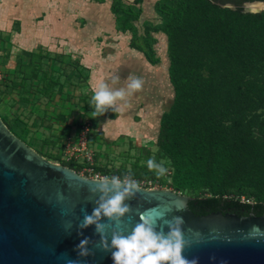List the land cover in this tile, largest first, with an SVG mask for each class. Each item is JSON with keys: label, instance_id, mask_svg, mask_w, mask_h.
I'll use <instances>...</instances> for the list:
<instances>
[{"label": "rangeland", "instance_id": "1", "mask_svg": "<svg viewBox=\"0 0 264 264\" xmlns=\"http://www.w3.org/2000/svg\"><path fill=\"white\" fill-rule=\"evenodd\" d=\"M135 1L0 0V113L27 131L29 146L59 164L64 161L65 143H78L79 121L86 122L92 130L91 150L107 175L134 172L141 184L152 181L149 173L156 175L147 167L150 158L169 167L158 150L157 137L174 90L168 75L167 37L159 29L162 20L156 10L162 0L138 5ZM115 5L138 15L132 31L136 38L143 40L150 32L156 39L158 65L152 66L142 52L130 48L134 34L116 28ZM30 60L39 68H30ZM42 72L47 73L46 82L56 84L48 95L37 85ZM130 74L143 79L142 90L127 97L120 111L109 109L92 118L89 102L95 85L103 81L125 87ZM115 75L121 79L111 85ZM23 82L26 93L19 86ZM61 113L72 117L62 119ZM166 176L152 181L157 189L173 190Z\"/></svg>", "mask_w": 264, "mask_h": 264}, {"label": "trees", "instance_id": "2", "mask_svg": "<svg viewBox=\"0 0 264 264\" xmlns=\"http://www.w3.org/2000/svg\"><path fill=\"white\" fill-rule=\"evenodd\" d=\"M253 1L264 0H162L156 8L159 29L167 37L174 90L173 103L160 120L157 147L168 160L171 188L194 198L189 208L196 215L264 216V12L240 9ZM227 3L238 9L223 8ZM112 9L116 28L134 34L130 48L158 65L156 39L146 32L140 40L132 32L138 15L117 5ZM28 65L39 68L33 60ZM38 78L39 91L50 94L56 84L46 82V72ZM19 86L26 93L24 82ZM5 120L25 141L27 131ZM60 164L81 172L75 162ZM97 170L107 174L98 163ZM116 173L138 178L134 172ZM147 176L158 180L153 173Z\"/></svg>", "mask_w": 264, "mask_h": 264}, {"label": "water", "instance_id": "3", "mask_svg": "<svg viewBox=\"0 0 264 264\" xmlns=\"http://www.w3.org/2000/svg\"><path fill=\"white\" fill-rule=\"evenodd\" d=\"M256 3L264 1L245 2L243 12L264 11L248 9ZM224 5L237 9L231 3ZM94 180L47 159L15 135L0 115V264H67L68 260L114 264L111 253L98 246L95 226L78 227L95 207L98 194L90 191ZM140 189L126 201L131 211L118 226L125 234L138 222L140 212L156 209L169 220L183 217L190 245L183 255L188 259L198 257V264H264V236L251 234L253 226L264 232V216L222 212L200 216L189 208L191 196L170 189ZM86 237L92 254L79 257L76 246Z\"/></svg>", "mask_w": 264, "mask_h": 264}, {"label": "clouds", "instance_id": "4", "mask_svg": "<svg viewBox=\"0 0 264 264\" xmlns=\"http://www.w3.org/2000/svg\"><path fill=\"white\" fill-rule=\"evenodd\" d=\"M120 79L119 75L113 76L111 85H117ZM125 80V87H111L103 81L95 85L89 102L93 109L90 113L92 118L103 115L109 109L120 111L126 106L127 97L142 90V78L130 74ZM147 167L154 171L158 178L165 176L168 171L163 162L157 163L154 158L147 161ZM93 182L96 183L90 191L93 196L98 194V198L91 214L85 213L78 227L84 229L95 226V232L100 237L98 246L111 253L114 264H198V257L188 259L183 255L185 248L190 245L184 237V220L181 216H173L169 220L165 218L166 213L147 209L139 213V220L130 232L125 234L119 229L122 218L131 211L126 201L141 190L131 174L123 178L115 175L97 177ZM165 227L167 232L164 231ZM251 234L264 236L258 226H253ZM90 242V238L86 237L76 246L79 257L92 254L88 247ZM67 264H76V261L68 260Z\"/></svg>", "mask_w": 264, "mask_h": 264}, {"label": "built area", "instance_id": "5", "mask_svg": "<svg viewBox=\"0 0 264 264\" xmlns=\"http://www.w3.org/2000/svg\"><path fill=\"white\" fill-rule=\"evenodd\" d=\"M92 130L89 124L83 122L80 126V132L78 134V143H65V153L63 154V160L65 162H75L78 166H82L80 175L88 177L91 179H96L97 177L108 176L100 170H97V163L95 159V154L91 150L89 136ZM144 188H156L151 181L143 182L139 184Z\"/></svg>", "mask_w": 264, "mask_h": 264}, {"label": "bare ground", "instance_id": "6", "mask_svg": "<svg viewBox=\"0 0 264 264\" xmlns=\"http://www.w3.org/2000/svg\"><path fill=\"white\" fill-rule=\"evenodd\" d=\"M248 9L250 11H262L264 10V4H261V3L251 4V5H248Z\"/></svg>", "mask_w": 264, "mask_h": 264}, {"label": "crops", "instance_id": "7", "mask_svg": "<svg viewBox=\"0 0 264 264\" xmlns=\"http://www.w3.org/2000/svg\"><path fill=\"white\" fill-rule=\"evenodd\" d=\"M31 57H32V56H31ZM168 70H169V69H168ZM168 75H169V73H168ZM65 114H68V113H65ZM65 114L61 113L58 117H60V118H62V119H67V118L72 117V114H69V115H65ZM0 115L2 116L1 113H0ZM82 123H83V122L80 120V121H79V125L81 126ZM63 128H64V129H67L66 126H63ZM79 132H80V128H79ZM79 132H78L77 134H79ZM76 140H79V138L76 139Z\"/></svg>", "mask_w": 264, "mask_h": 264}]
</instances>
